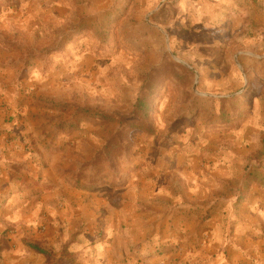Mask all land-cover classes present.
<instances>
[{
	"label": "rangeland",
	"instance_id": "obj_1",
	"mask_svg": "<svg viewBox=\"0 0 264 264\" xmlns=\"http://www.w3.org/2000/svg\"><path fill=\"white\" fill-rule=\"evenodd\" d=\"M168 60L192 72L162 89L155 133L132 132L131 149L93 163L114 113H129L144 75ZM1 121L25 129L8 141L94 193L139 177L149 190L151 177L213 163L247 136L261 149L245 178L264 183V0H0Z\"/></svg>",
	"mask_w": 264,
	"mask_h": 264
},
{
	"label": "crops",
	"instance_id": "obj_2",
	"mask_svg": "<svg viewBox=\"0 0 264 264\" xmlns=\"http://www.w3.org/2000/svg\"><path fill=\"white\" fill-rule=\"evenodd\" d=\"M19 129L0 125L2 264H264V183L244 169L261 148L248 136L213 163L151 177L149 190H136L139 177L127 190L94 193L8 141Z\"/></svg>",
	"mask_w": 264,
	"mask_h": 264
},
{
	"label": "trees",
	"instance_id": "obj_3",
	"mask_svg": "<svg viewBox=\"0 0 264 264\" xmlns=\"http://www.w3.org/2000/svg\"><path fill=\"white\" fill-rule=\"evenodd\" d=\"M191 72V69L181 63L168 60L166 63L153 68L145 74L132 110L126 114L114 113L118 116L119 127L106 140L105 145L97 153L93 163H101L107 160L113 161L116 156H120L123 152L131 149L133 147L132 132L153 135L155 133V126L151 121V115L162 89L169 80L173 79L183 85H187L190 80L189 73ZM233 121L234 117L230 121V126H233ZM33 248L37 252L47 253L46 250L36 244L33 245Z\"/></svg>",
	"mask_w": 264,
	"mask_h": 264
}]
</instances>
